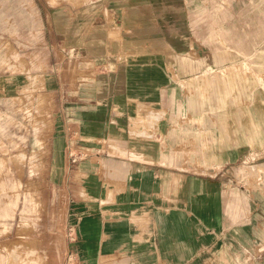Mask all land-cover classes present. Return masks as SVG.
I'll use <instances>...</instances> for the list:
<instances>
[{"label":"crops","instance_id":"1","mask_svg":"<svg viewBox=\"0 0 264 264\" xmlns=\"http://www.w3.org/2000/svg\"><path fill=\"white\" fill-rule=\"evenodd\" d=\"M0 9L20 10L5 40L41 79L34 151L66 250L45 255L43 230L0 221V264H264V0Z\"/></svg>","mask_w":264,"mask_h":264},{"label":"rangeland","instance_id":"2","mask_svg":"<svg viewBox=\"0 0 264 264\" xmlns=\"http://www.w3.org/2000/svg\"><path fill=\"white\" fill-rule=\"evenodd\" d=\"M28 11L30 36L36 22L30 6ZM6 12L0 9V80L9 77L18 87L0 89V221L11 225L12 231L28 227L29 239L34 235L30 232L43 230L45 255L63 256L66 250L60 217L64 204L49 185L48 154L34 151V134L47 113L42 104L41 79L37 74L18 71L19 42L15 45V41L5 39L18 38L25 21L18 9L4 16Z\"/></svg>","mask_w":264,"mask_h":264},{"label":"built area","instance_id":"3","mask_svg":"<svg viewBox=\"0 0 264 264\" xmlns=\"http://www.w3.org/2000/svg\"><path fill=\"white\" fill-rule=\"evenodd\" d=\"M74 239V238H73Z\"/></svg>","mask_w":264,"mask_h":264}]
</instances>
